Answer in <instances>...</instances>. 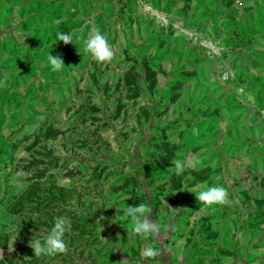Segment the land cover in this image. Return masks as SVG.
I'll return each mask as SVG.
<instances>
[{"label":"rangeland","instance_id":"1","mask_svg":"<svg viewBox=\"0 0 264 264\" xmlns=\"http://www.w3.org/2000/svg\"><path fill=\"white\" fill-rule=\"evenodd\" d=\"M97 27L110 61L56 40ZM5 75L0 264H264V0H0ZM140 203L155 236L121 219ZM58 216L64 251L35 255Z\"/></svg>","mask_w":264,"mask_h":264},{"label":"clouds","instance_id":"2","mask_svg":"<svg viewBox=\"0 0 264 264\" xmlns=\"http://www.w3.org/2000/svg\"><path fill=\"white\" fill-rule=\"evenodd\" d=\"M56 40L62 41L65 45L74 43L78 47H82L83 52L89 54L97 62L110 61L114 55L108 37L98 27L93 28L90 35L58 32ZM47 63L53 73H60L65 68L62 58L53 56L50 52L47 54ZM6 79V75L0 76V88L5 87ZM173 164L176 174L180 175L184 171V162L174 160ZM11 183L17 188L22 186L20 179L17 177H13ZM227 195V190L223 186L210 185L196 193L195 197L203 205L211 207L224 204ZM147 213L148 207L143 203L129 205L123 210L121 219L127 222L134 234L141 238H148L157 234L158 226L154 220L147 217ZM68 227H70V224L65 217H56L47 235L42 240L37 239L30 243L35 255H54L63 252L65 249L64 235ZM139 255L146 260H151L157 256V250L153 246H146L141 249Z\"/></svg>","mask_w":264,"mask_h":264}]
</instances>
